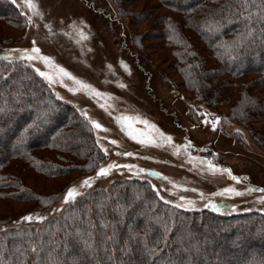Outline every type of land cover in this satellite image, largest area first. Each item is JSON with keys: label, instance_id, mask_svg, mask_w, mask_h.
<instances>
[{"label": "trees", "instance_id": "obj_1", "mask_svg": "<svg viewBox=\"0 0 264 264\" xmlns=\"http://www.w3.org/2000/svg\"><path fill=\"white\" fill-rule=\"evenodd\" d=\"M156 2L165 11L153 24L157 38L170 51L172 68L191 102L214 115L230 106L229 121L248 129L261 144L264 133L253 126L264 118V20L259 15L264 0L247 8L241 0ZM152 9L131 15V22L139 25ZM10 21L27 23L12 0H0V24ZM249 26L253 35L236 46ZM36 104L48 111L23 127ZM6 118L15 123L9 131L5 120L0 122V199L42 200L45 194L34 189L40 180L95 170L104 156L90 121L75 104L58 99L24 61L0 60V119ZM40 127L44 137L35 133ZM17 133L28 141L11 148ZM29 173L35 175L31 188L24 183ZM252 182V188L264 189V180L252 177ZM176 205L147 180L114 181L107 189L85 192L38 226L10 227L0 221L5 229L0 264H264V210Z\"/></svg>", "mask_w": 264, "mask_h": 264}, {"label": "rangeland", "instance_id": "obj_2", "mask_svg": "<svg viewBox=\"0 0 264 264\" xmlns=\"http://www.w3.org/2000/svg\"><path fill=\"white\" fill-rule=\"evenodd\" d=\"M118 1L120 6L116 0H32L42 14L37 16L27 7L25 0H12L25 15L27 23L10 21L11 25L0 24V60L24 61L41 71H52L42 61L18 59L16 50L30 51L35 42L42 55L51 57L56 65L100 92V96L83 90L73 93L69 88L76 85L67 78L63 84L58 80L51 85L56 95L75 104L81 113L86 111L87 118L84 117L88 121L96 120L102 125V129L94 130L99 144L108 151L107 154L104 152L95 170L86 168L58 179L40 180L34 189L45 194L46 198L42 200L36 201L34 196L31 200L21 201L16 197L0 199V221L10 227L38 226L45 217L58 214L64 208L67 203L63 202V197L69 187H76L81 196L88 191L107 189L114 181L128 179L147 180L163 197L188 208H204L211 201L220 209L264 210V192L248 191L254 189L252 177L264 180V135L259 144L248 129L229 121L230 106L218 108L215 115L206 112L208 115L202 117L200 113H204L205 107L191 102V94L172 68L170 51L157 38L160 36L153 24L165 15V11L158 8L156 0ZM150 7L153 9L149 18L142 21L140 18L139 25L131 22V15H140ZM29 16L32 17L31 24L28 23ZM81 31L86 39L81 38ZM135 37L136 42L133 41ZM241 68L236 65V69ZM30 109L33 117L26 119L23 127L41 117L43 110L48 111L38 104ZM123 116L132 119H116ZM216 117L220 119L215 129L211 123L202 122L205 118L211 121ZM4 120L3 126L10 131L15 122L9 118L0 119V122ZM49 120L47 118L45 123L51 124ZM145 120L147 125L143 123ZM151 125L171 136V144L157 146L159 135ZM253 128L263 134L264 118ZM129 131L138 139L133 140L127 134ZM35 133L44 137L41 127ZM24 136L17 133L9 146L25 145L28 140ZM4 137H1L2 142L6 141ZM111 140H116L117 144H111ZM139 140L145 143L141 144ZM189 141L191 147L185 148ZM123 152L133 155L117 154ZM197 157L200 159H195ZM202 160H211L230 169L238 177V182L226 174L208 171ZM112 162L131 164L133 168H113L107 176H95L99 167ZM139 169L147 171L140 172ZM153 172L157 175H152ZM28 176L24 178L25 187L31 188V179L35 175L29 173ZM88 177L94 181L91 187L81 188L82 181ZM225 187L234 188L241 194L219 195ZM188 201L193 203L188 205ZM26 215L33 216V219L23 220ZM38 215L43 219L36 220ZM4 230L1 228L0 234Z\"/></svg>", "mask_w": 264, "mask_h": 264}, {"label": "snow or ice", "instance_id": "obj_3", "mask_svg": "<svg viewBox=\"0 0 264 264\" xmlns=\"http://www.w3.org/2000/svg\"><path fill=\"white\" fill-rule=\"evenodd\" d=\"M250 2H254V0H241V4L245 8H247L249 6ZM25 3L27 4V7L30 10L33 11L34 15H37V16H41L42 15L38 10H36L37 6H36V4H34L32 2V0H25ZM252 15H253V13L249 12V14L245 17V19L248 21L249 25L251 24ZM259 15H260V19L264 20V14H259ZM28 23L29 24L32 23V17L31 16L28 17ZM46 27H48V25H46ZM252 35H253V29L249 26V27H247L246 32L241 33L237 37L236 41H234V44L236 46L242 45L245 42V40H247ZM80 36H81V38H85L86 39V36H85V34L82 31L80 32ZM16 51L19 52L18 59L29 61V62L34 61V60H39V61H42L47 68L52 70V71H41L39 68H34L35 72L39 76L43 77L46 81H48L49 86L57 83L58 80H59V82L61 84H63L64 78H67L68 80L72 81L76 85V87L69 88V91H71L73 93H75L77 91H80V90H83V91H86V92H91L92 94H94L96 96L102 95L100 92H98L97 90L92 88L91 85L85 83L84 81H81V80L77 79L75 76L72 75V73L68 72L63 67H60L59 65H56L52 61L51 57L46 56V55H42L40 48L35 46V42H33V47L31 48L30 51L28 49H17ZM126 67L127 66L125 65V68ZM120 86L123 87L124 85L121 84ZM57 98L58 99H62V97H59L58 94H57ZM82 115H84L87 118V112L86 111L82 112ZM200 115L202 117H206L208 114L200 113ZM116 119L118 121H127V120H130L132 118L131 117H127V116H123V117H116ZM136 119H139V117H137ZM219 119H220L219 117H216L214 120L209 121L208 119L205 118L202 122L203 123H211L212 128L215 129ZM90 123L92 124L93 128L102 129V125L100 123H98L96 120H91ZM143 123H145L147 125L148 121L145 120V121H143ZM121 127H122V130H123V125H121ZM151 127L153 129H155L156 132L159 135L160 143L157 146H162L164 144H171V141H172V137L171 136L164 134L159 129H156L155 125H151ZM103 130L107 131V129H103ZM127 134L133 140H137L138 139V137L133 135L131 131H129ZM139 142L141 144L145 143L144 140H139ZM110 143L113 144V145H116L117 141L116 140H111ZM179 147L180 146H177V148H179ZM187 147H191V142L190 141L187 142L185 148H187ZM103 151L105 152V154H107L108 150L105 148V149H103ZM117 154L118 155H124V156L133 155V153H130V152H123V153H117ZM195 159L199 160L200 158L197 157ZM189 162H192V160L190 159ZM201 163L206 165L208 171L213 172V173L219 172V173L226 174L233 181H237L238 182V177L233 175L230 169L222 168L219 165L214 164L211 160H202ZM120 167L131 169V168H133V165H131V164L118 165L115 162H112V163L107 164L106 166L99 167L98 171H96V173H95V176L96 177L107 176V175H109L110 171L113 168H120ZM139 171L140 172H146L147 170L146 169H139ZM152 175H157V173L153 172ZM93 182L94 181H93L92 177L85 178L82 181L80 187L81 188L91 187ZM254 190L255 191L264 192V189H251V188L248 189V191H254ZM227 193H232V194H235V195H240L241 194V193L237 192L236 189L231 188V187H225L222 190V192H220L218 194L219 195H224V194H227ZM79 195H80V192L78 191V189L76 187H69L67 189V191H66V194L63 197V202L64 203H68L69 201H73ZM201 196H203L202 193H201ZM181 199H184V198L181 197ZM192 203H193L192 201H188L187 202L188 205H191ZM176 206L177 207H185L184 204H177ZM205 207H211L213 211H220V206L218 204L214 203V202H211V201H209V204H206ZM22 219L26 220V221H30V220L33 219V216L26 215ZM35 219L36 220H42L43 217L38 215V216L35 217Z\"/></svg>", "mask_w": 264, "mask_h": 264}]
</instances>
